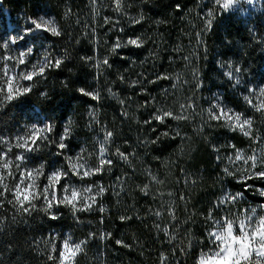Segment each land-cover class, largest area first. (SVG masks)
<instances>
[{"label": "trees", "instance_id": "trees-1", "mask_svg": "<svg viewBox=\"0 0 264 264\" xmlns=\"http://www.w3.org/2000/svg\"><path fill=\"white\" fill-rule=\"evenodd\" d=\"M123 5L118 13L113 0H0L4 27L6 14L18 24L42 13L60 27V37H27L33 48L29 57L38 55L40 63L46 54L67 57L60 68L29 81L35 86L28 94L0 102V135L12 133L31 112L45 115L52 122V138L32 158L49 168L62 159L53 141L65 122L70 123L69 145H76L87 128L90 108L113 132L108 144L112 169L92 180L107 191L92 211L74 214L59 206L52 210L58 217L53 220L39 210L44 206L40 200L30 214L17 213L4 201L0 264H53L48 260L51 243L59 249L66 233L76 242L88 241L77 264H161L162 257L167 264H196L200 251L211 247L210 222L216 213L223 216L219 197L231 191L243 194V208L264 204V179L243 180L246 168L239 161L230 167L220 153L231 144L243 150L250 139L209 116V109L216 114L220 104L251 118L253 131L257 127L264 136V115L250 97L251 89L264 85V0L259 11L247 15L224 10L217 0H123ZM135 37L145 40L142 48L111 53L117 41ZM105 57L111 67L98 69L96 62ZM80 88L99 91L101 99L82 95ZM162 109L187 119L167 118L161 124L153 117ZM117 149L128 162L116 155ZM145 185L147 195L141 191ZM105 233L107 239H101Z\"/></svg>", "mask_w": 264, "mask_h": 264}, {"label": "snow or ice", "instance_id": "snow-or-ice-1", "mask_svg": "<svg viewBox=\"0 0 264 264\" xmlns=\"http://www.w3.org/2000/svg\"><path fill=\"white\" fill-rule=\"evenodd\" d=\"M114 11L118 13H123L124 5L123 0H113ZM218 4L224 10L230 9L237 0H217ZM99 14V13H97ZM212 13H209L211 16ZM143 20V16L135 20V23H140ZM211 25V20H209V26ZM44 33L45 38L48 35L53 37H60L63 35L60 27L58 26L54 18L46 17L45 15H40L36 18H28L25 26L22 28L21 33L10 36L7 40L0 39V51L11 50L10 46H18L26 41V38L32 36L33 40L40 39L36 36V33ZM145 44V40L141 37L130 38L126 42L121 43L117 41L115 45L111 48V53L116 54L119 48H126L133 46L135 48H142ZM33 52L32 47H27L26 51H20L18 56L13 57L11 55L3 56L2 59L5 63L0 64V80H4L7 87V94L5 95L6 100H14L20 96L28 94L32 88L35 86L33 84L25 85L21 81H33L34 77H43L46 70L49 68H60L64 62L63 58L53 59L50 55L46 54L44 60L39 64H33L31 71H20L15 73L13 70L17 66H26L28 57ZM85 60H90L91 58L85 57ZM15 60V64L11 67L7 62ZM95 66L99 69L102 66L111 67L109 60L105 57L102 62L97 61ZM231 76V73L228 74ZM167 79V77H159ZM123 79V78H121ZM154 82V81H153ZM239 82V81H237ZM133 84L138 83V81H133ZM82 95L90 97L92 100L101 99L99 91H89L85 88H80L78 90ZM108 92L115 97L116 93L112 92L111 88ZM4 93V88L0 87V94ZM260 95L264 96V89L260 90ZM245 100L251 103L248 97ZM124 101H121L123 103ZM257 112H261L264 115V101L258 105H253ZM215 108L218 110L216 114H213V110L209 109V116L212 120H223V126L227 127L229 130L236 132L239 131L244 137L250 139V141H257L261 145L260 154L257 155L255 152L251 155L245 156V154L236 150L235 160H242L245 164L250 163V169H258V171H247L244 170L243 180L250 179H264V137L259 134L254 133L253 124L254 121L251 118L245 117L243 113L233 112L231 109H225L216 105ZM90 115H95L90 113ZM167 118L174 120L187 119L186 116L175 115L171 111L160 110L153 119L159 121V123H165ZM47 133L52 131L51 126H45ZM44 129L33 128L26 137H19L17 139L15 148L22 149L25 152H32L33 149L39 145L40 133ZM104 136L103 140L100 142V147L98 149V164L95 167L88 166V160L83 156H77L75 160L71 157H66L68 161V166L70 173L65 170H56L47 175L46 179L48 181V186L43 188L42 191L47 193L46 196H39V191L33 194V188L31 185H25L21 180L22 176L31 177L33 173L29 171H24L18 181L14 180V183L10 185L8 182L7 186L0 184V208L4 206V201L11 204L17 213L30 214L31 211L37 210L35 201L39 196V199L43 197L44 206L39 210L49 214L51 219L55 220L58 217L52 212L54 207L63 205L70 208V210L75 214L77 212L92 211L94 206L97 205V197H102L107 189L99 185L96 187L94 195L92 187H86L82 191L75 188L66 189L63 188L64 195L62 197H57L56 193L53 194V189L57 184H60L61 180L64 179L69 174L78 176L81 180L86 177H91L93 175L100 174L103 171H111L113 166V161L108 158L109 149L107 145L110 143L113 137V132L103 129ZM70 135V128H65L63 134L60 137L59 142H55L56 146L63 150L67 147L65 140ZM162 135L168 136L165 132ZM179 135V133H177ZM49 140V136L46 141ZM33 145L35 147H33ZM235 148V146H232ZM8 152H12V147L8 148ZM116 155L124 160L129 161V157L121 152L119 149L116 151ZM233 158L229 157L231 161ZM25 160L23 154H18L15 156V163L13 159L8 158L7 153H3L0 150V176H7V180L14 178V173L21 170V165ZM227 175H233L227 168L225 169ZM153 181L156 180L155 176H152ZM63 187V186H62ZM141 191L145 195L148 194V186L145 185L141 188ZM11 194V199L8 195ZM260 194L264 196V190L260 191ZM242 193L229 194L223 197L220 201L221 204H235L238 200L242 198ZM98 211L103 213L105 208L103 206L98 207ZM156 215H160L159 212ZM170 216L175 219V213H170ZM121 219H130V217H121ZM213 224L215 225V230L208 233L209 241L214 245L213 249L208 252H201L196 261V264H264V215L257 216L256 208H251L246 210L242 215H237L235 217H225L222 219H214ZM165 234L168 233V229H164ZM94 235V234H93ZM109 234L105 233L101 235V239H107ZM170 239H175L171 237ZM87 240H81L75 242L71 237L63 240L62 245L57 248L55 243H51V247L48 254V260L52 261L53 264H77L76 258L81 255H86L85 247L87 245ZM118 244H123L122 241H117ZM192 246L191 240L189 241L188 247ZM58 253V255H57ZM166 257L161 258V264H164Z\"/></svg>", "mask_w": 264, "mask_h": 264}, {"label": "rangeland", "instance_id": "rangeland-1", "mask_svg": "<svg viewBox=\"0 0 264 264\" xmlns=\"http://www.w3.org/2000/svg\"><path fill=\"white\" fill-rule=\"evenodd\" d=\"M262 1L263 0H251V2H250V0H237V3H235L228 10L239 11L241 14L247 15V14H250L254 11H259V9H261V7H262ZM222 2H223V0H221V3ZM40 15H45L46 17L53 18L51 15L45 14V13H42ZM39 16H37V17H39ZM27 19H24L22 22H20L18 24H13L12 21L11 22L8 21L9 17L6 14V20L5 21H6L7 26L4 27L2 24V21H0V39L7 40L10 36L21 33V30L25 26ZM36 34H44V33L40 32V33H36ZM27 47H31V45H27V43L25 42V43H22L18 46H10L11 50L0 51V64L5 63V61L2 59L3 56L11 55L13 57H16V56H18L20 51H26ZM37 57H38V55H36V57H32V58L28 57L26 66H17L16 68H14L13 71L15 73H19L20 71H31L32 70L31 66L33 64H39L40 63L37 60ZM7 63L11 67L16 62H15V60H13V61H9ZM21 83H23L25 85L30 84L29 81H21ZM0 87L4 88V93L0 94V102H2L4 100H6L4 97L7 94V87H6V84L4 83V80H0ZM261 89H264V85L262 87H259L258 89H255V88L251 89L250 97L252 99V106L258 105L262 101H264V96L260 95ZM219 106L221 107L220 104H219ZM225 109H228V108L225 107ZM217 111L218 110L215 108L214 113H216ZM232 111L235 112L234 110H232ZM90 113L95 114V111L90 108L86 112L85 118L87 120V128H85V130H83L84 132L82 133L81 138H78V136H77L76 140L78 141V143L76 145H74V144L69 145V144H67V142H66L67 139H66L64 142L67 145V147L63 150H61L59 148L56 149V152L59 154V157H62V159L59 162V164L55 165L54 167L46 168V166H45L44 174H43V176H41L40 180L38 181L39 190H42L43 188L48 186V181H47L46 177H47V175L51 174V172L59 169V170L68 171L70 173V169H69L68 161H67L66 157H71L75 160V158L77 156H83L84 158H86L88 160V166L89 167H95L98 164V149L100 147V142L103 140V136H104L103 129H105V126H103L102 124L99 123L98 118H96L97 117L96 114L90 115ZM45 126H51L52 127V122L50 120H48V118L43 114H37L36 112H31L30 114L26 115L23 120H21V123L15 129L12 130V133H4V134L0 135V150H2L3 153H7L8 158L13 159V161L15 163V156L16 155L23 154L25 156V160L23 161V164L21 165V170L19 172L14 173V178H10L6 181L10 185H12L14 183V180L18 181L21 177V174L24 171L29 170V169L38 168L40 165V164L34 163L33 158H32V157H35L37 155L38 151H36V152H25L22 149H18V148L14 147V145L17 142V138L23 137L25 135V133L29 132V130H31L33 128H43ZM65 128H70L69 121L65 122L64 130H65ZM254 133L262 136L259 133L257 127L254 129ZM62 134L63 133H61L60 136L57 138V142H59ZM47 135L49 136L48 142H50L51 138H52V136H51L52 132L47 133ZM262 137H264V136H262ZM39 145L41 146L42 143L39 142ZM10 146L12 147V152L9 153L8 148ZM232 146L233 145L231 144L230 147H228V148L223 147L220 149L221 150L220 151L221 157L225 158V160H226L225 162L230 163V167L233 166L235 161H239L241 169L246 168V170L249 172L258 171L259 168L255 169V170L250 169V163L251 162H249L248 164H245L242 160H235L236 150H239V149L237 147L233 148ZM33 147H35V146L33 145ZM107 147L109 149L108 145H107ZM240 151H242L245 154V156L251 155L254 152L257 155H259L260 151H261V145L257 141H251L247 148H244L243 150H240ZM109 154H110V151L107 154L108 157H109ZM229 157H232L233 159L230 161ZM92 180H93V176L86 177L83 180H81L78 176L69 174L64 179H62L60 184H57L56 187L52 191H54L56 193L57 197L59 198L65 194L63 191V188L65 186L75 187L81 191L86 187H92L93 193H91V195H94L95 191H96V187L99 186L100 184L94 183V181H92ZM229 194L234 195V194H236V192H231V191L225 192L221 197H219L216 200V203L217 202L219 203L223 199L224 196L229 195ZM10 196H11V194H10ZM38 200L42 201L44 204L43 197H41ZM97 200H98V197H97ZM35 203H36V201H35ZM221 205L223 206V210L221 211L223 216L221 218H218L216 216V215H218V213H216L213 220L214 219H222V218H225L228 216L235 217L237 215H242L246 212V210H250L251 208H256L257 216L264 215V212H263L264 204H260L258 206L248 205V207L243 208V199L242 198L240 200H238L234 205L231 203L221 204ZM59 206L65 207L63 205H59ZM59 206H57V207H59ZM217 206L219 207L220 205L217 204ZM54 208H56V207H54ZM65 208H68V207H65ZM68 209L70 210V208H68ZM213 220L210 222L211 227L208 230L209 232L215 230V225L213 224ZM68 237H71L72 240L75 241V239L69 233H66L65 237H63V239H62V242L64 239H66ZM61 245H62V243H61ZM210 246L211 247H209L205 250H201L200 253L201 252H208L209 250L213 249L214 245L212 243L210 244ZM164 263L167 264L166 261Z\"/></svg>", "mask_w": 264, "mask_h": 264}, {"label": "clouds", "instance_id": "clouds-1", "mask_svg": "<svg viewBox=\"0 0 264 264\" xmlns=\"http://www.w3.org/2000/svg\"><path fill=\"white\" fill-rule=\"evenodd\" d=\"M251 2V0H250ZM42 129H44L41 133H40V140L41 143H43L44 141L47 140L48 135H47V129L45 127H43ZM31 130H29V132L25 133L24 137H26ZM18 139V138H17ZM40 149V145H37L35 149L32 150V152H36L39 151ZM0 166H2V163H0ZM59 170V169H58ZM31 173H33V175L31 177L29 176H22L21 180L24 182V184L27 185H31L33 188V194H35L37 191H39V196H46L47 193L43 192L42 190H39V184L38 181L40 180L41 176H43L44 171H45V165L44 163H41L39 165L38 168L35 169H29L27 170ZM7 176H0V184L7 186ZM66 189H70V188H75V187H69V186H65ZM77 189V188H75ZM79 190V189H77ZM53 194H55V192L53 191ZM39 196H37L36 198L39 199Z\"/></svg>", "mask_w": 264, "mask_h": 264}]
</instances>
